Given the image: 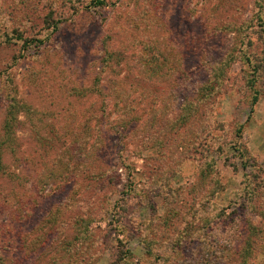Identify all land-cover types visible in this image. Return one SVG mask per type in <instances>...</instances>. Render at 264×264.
I'll list each match as a JSON object with an SVG mask.
<instances>
[{"label":"rangeland","instance_id":"obj_1","mask_svg":"<svg viewBox=\"0 0 264 264\" xmlns=\"http://www.w3.org/2000/svg\"><path fill=\"white\" fill-rule=\"evenodd\" d=\"M0 264H264V0H0Z\"/></svg>","mask_w":264,"mask_h":264}]
</instances>
